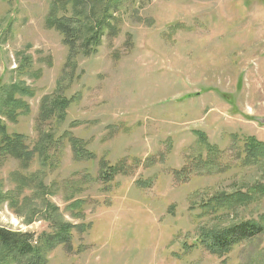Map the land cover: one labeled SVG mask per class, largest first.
Returning <instances> with one entry per match:
<instances>
[{"label": "rangeland", "instance_id": "obj_1", "mask_svg": "<svg viewBox=\"0 0 264 264\" xmlns=\"http://www.w3.org/2000/svg\"><path fill=\"white\" fill-rule=\"evenodd\" d=\"M54 1L0 0V85L33 92L8 133L30 148L40 132L59 141L46 166L0 163V227L35 237L54 217L84 227L47 264H264V156L250 160L244 148L247 138L264 145V0L90 2L100 43L74 48L71 61L46 26ZM72 12L65 3L58 15ZM23 56L32 61L19 68ZM55 93L71 99L66 119L43 122L40 100ZM65 134L90 160L74 157ZM100 163L119 173L101 179ZM246 221L263 231L226 253L199 242Z\"/></svg>", "mask_w": 264, "mask_h": 264}, {"label": "trees", "instance_id": "obj_2", "mask_svg": "<svg viewBox=\"0 0 264 264\" xmlns=\"http://www.w3.org/2000/svg\"><path fill=\"white\" fill-rule=\"evenodd\" d=\"M62 1L56 0L51 4L46 19V26L56 30L63 36L65 44L69 46L70 56L68 60L71 61L72 54L75 51L74 48L77 49L81 46L84 49L83 53H87L90 48L94 49L100 43L101 23H90V10L88 15L85 14L86 8L90 7V2L96 4L100 0ZM65 3L70 4L73 11L68 17L58 15L60 6H64ZM31 61L29 56L21 57L19 68L28 67ZM19 71L20 69L14 73H19ZM31 97H33L32 90H29L20 81H15L8 85H0V163L7 159H14L23 165H30L34 159H37L41 166H46L50 145L59 142L58 139H56L57 142L54 141V135L51 132H40L34 146L30 148L26 143L24 135L8 133L5 121L14 123L19 116L27 114L29 106L24 98ZM70 105L71 99L62 94L55 93L53 96H44L40 100V120L47 122L54 118L58 122H64ZM65 136L74 152L75 158L90 160L91 154L85 150V144L82 141L71 135L65 134ZM197 136L199 141L207 145L203 135L197 134ZM244 148L247 153L246 157L250 160L264 156V145L256 142L254 138H247ZM211 150L213 151V148ZM100 167V177L104 180L111 179L119 173V167L116 166L113 167L100 163ZM27 183H34L33 176L31 178H23L20 181V185ZM35 186L45 199L49 194L46 186L41 181H37ZM36 194L40 195V193ZM242 197L243 195H241L240 199ZM5 198L8 200V207L16 205L15 197H12L9 193H7ZM24 200H29V198H25ZM0 201L3 202L1 195ZM44 203L45 210L48 209L54 216L58 214L57 207H53L47 201ZM46 219L49 220L47 217ZM27 222H32L31 216ZM50 223L52 231L50 233H41L37 237L30 232L14 231L0 227V264H47L48 254L52 250L58 246L69 247L72 238L71 232L74 229L84 228L81 225L78 226L64 222L63 220L60 221L55 219V217ZM262 231L263 229L259 224L246 221L230 226L223 231L204 232L201 234L199 242L209 252L221 255L226 253L235 244L251 239Z\"/></svg>", "mask_w": 264, "mask_h": 264}]
</instances>
